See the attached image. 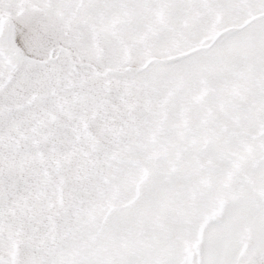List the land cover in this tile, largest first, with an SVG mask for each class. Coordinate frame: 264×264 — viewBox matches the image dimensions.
I'll use <instances>...</instances> for the list:
<instances>
[{
  "label": "snow or ice",
  "instance_id": "6c2138e0",
  "mask_svg": "<svg viewBox=\"0 0 264 264\" xmlns=\"http://www.w3.org/2000/svg\"><path fill=\"white\" fill-rule=\"evenodd\" d=\"M0 264H264V0H0Z\"/></svg>",
  "mask_w": 264,
  "mask_h": 264
}]
</instances>
